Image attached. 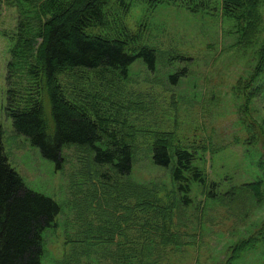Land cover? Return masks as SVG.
<instances>
[{
    "label": "rangeland",
    "instance_id": "rangeland-1",
    "mask_svg": "<svg viewBox=\"0 0 264 264\" xmlns=\"http://www.w3.org/2000/svg\"><path fill=\"white\" fill-rule=\"evenodd\" d=\"M204 2L207 11L194 14L191 0L113 1L111 19L117 15L118 26L123 21L138 37L135 47L158 52L157 70L137 61L127 80L108 70L75 69L59 76L71 102L133 146V171L122 177L96 165L91 150L77 145L64 148L59 170L17 133L9 109L37 98L36 80L9 69L14 62L9 36L19 12L11 0H0L4 151L26 187L61 208L55 227L44 234L43 264H228L230 246L264 221V207L244 204L235 210L207 197L211 183L224 194L262 176L255 161L264 149L254 143L262 139L264 97L251 82L254 64L235 54L236 31L224 17L222 0ZM116 25L108 20L101 30L112 36ZM178 72L186 76L173 84L169 76ZM47 110L50 114L48 102ZM162 141L171 152H193L205 174L207 187L195 186L188 206L180 202L172 168L153 163V146ZM257 252L258 261L251 253L239 264H264Z\"/></svg>",
    "mask_w": 264,
    "mask_h": 264
},
{
    "label": "trees",
    "instance_id": "trees-1",
    "mask_svg": "<svg viewBox=\"0 0 264 264\" xmlns=\"http://www.w3.org/2000/svg\"><path fill=\"white\" fill-rule=\"evenodd\" d=\"M11 1L19 12V19L15 33L9 36L14 61L9 69L17 67L26 71L36 80L37 93V98L33 96L23 102V106L17 104L9 109L17 133L26 137L42 157L59 170L65 163L64 148L77 145L91 150L96 165L109 166L122 177L130 176L134 166L131 143L71 102L63 93L59 76L75 69L108 70L127 80L137 61L155 72L158 52L147 46L135 47L138 37L123 21L121 27L118 26L117 15L111 19L108 9L115 0ZM164 1L159 0V3ZM167 1L187 3V0ZM187 4L194 14L207 11L204 0H191ZM221 8L236 31L231 32L235 54L254 64L249 73L251 82L257 83L259 95L264 97L261 86L262 82L264 84V0H222ZM120 11L123 15L126 13ZM108 20L117 24L114 29L110 28L114 32L112 36L101 30ZM185 76L184 72H178L169 79L177 84ZM256 91L257 88L252 90L253 96ZM46 102L50 114L46 111ZM260 133L262 139L254 145L260 144L258 147L264 149V126ZM3 136L0 123V264H43L44 234L55 227L61 208L51 197L26 187L23 178L9 163ZM262 155L255 161L262 176L224 194L211 183L207 188L208 199L223 205L227 203L226 206L235 210L244 204V207H264V152ZM152 156L156 166L172 168L180 202L186 206L191 203L195 186L207 187L205 174L195 165L193 152L186 149L171 152L169 144L162 141L153 146ZM248 233L250 236L230 246L232 254L228 264H239L251 253L258 261L254 253L257 251L264 255V221L255 232L248 230Z\"/></svg>",
    "mask_w": 264,
    "mask_h": 264
}]
</instances>
